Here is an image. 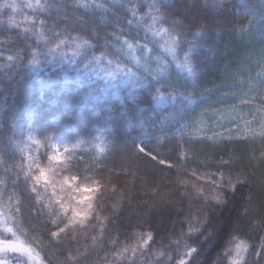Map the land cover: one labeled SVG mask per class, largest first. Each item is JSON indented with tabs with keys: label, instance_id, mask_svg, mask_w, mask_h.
Listing matches in <instances>:
<instances>
[{
	"label": "clouds",
	"instance_id": "1",
	"mask_svg": "<svg viewBox=\"0 0 264 264\" xmlns=\"http://www.w3.org/2000/svg\"><path fill=\"white\" fill-rule=\"evenodd\" d=\"M214 11L208 0H0V212L40 264H50L47 241L29 216H63L52 185L90 182L84 160L115 154L196 101ZM202 223L206 238L218 231L211 216ZM145 255L137 264H152ZM0 264L34 262L10 251Z\"/></svg>",
	"mask_w": 264,
	"mask_h": 264
},
{
	"label": "trees",
	"instance_id": "2",
	"mask_svg": "<svg viewBox=\"0 0 264 264\" xmlns=\"http://www.w3.org/2000/svg\"><path fill=\"white\" fill-rule=\"evenodd\" d=\"M208 2L215 11L206 14L208 26L201 40L199 74L193 82L196 103L185 104L179 114L162 120L155 128L146 129L142 137L122 145L102 162V168L97 169L94 177L97 180L101 176L108 177L109 169L113 170L109 187L116 184L118 189L125 188L123 210L118 218L113 217L122 233L120 239L126 240L123 233L130 226H142L141 230L154 233L144 258L156 264H178L181 259L184 264H209L210 260H215V264H228L229 250L234 249V243H229L233 236L248 241L250 246L258 245L260 237L264 236V158L260 156L264 145L259 139L251 140L242 131L245 120L252 121L250 113L259 117L260 105L264 103L261 99L264 82L257 75L264 68V0ZM202 14L205 13L196 10L191 13L194 16ZM253 82L256 83L254 99L250 104H242V100L250 98L240 99L238 88L246 92ZM213 87L220 90L215 96L201 95L203 89ZM201 113H206L204 133L195 145L200 155L193 159L192 153H188L190 165L184 163L183 156L179 161L172 159L169 164L158 163L159 159L166 158V153L175 157L176 150L187 152L183 143L178 149L173 143L162 144L157 149L160 153L157 160L136 151V146L141 143L151 150L158 134L175 127L181 119L199 121ZM225 114L226 119L219 121ZM252 127L258 134L257 124L253 123ZM213 133L219 136L215 145L204 138ZM121 156L125 159H120ZM206 157H211L209 166L201 164ZM221 159L229 161L224 168L218 166ZM177 163L181 166L175 167ZM122 165H126L124 169ZM241 170L246 174L247 182L237 190L229 189L226 182L219 183L221 176L217 173H223V179L227 181L228 175L235 177ZM214 195H219L222 202L214 200ZM115 199L111 192L106 197L108 204ZM107 214L106 206L102 215ZM208 216L218 229L211 238H206L202 231V221ZM109 238L105 233V245ZM81 243L88 244L90 239L85 237ZM186 246L194 247L195 251H187ZM156 250H162V255L153 257ZM219 251L221 255H215ZM258 251L259 248L243 254L248 264H264V253L258 256L255 254ZM100 255L103 256L102 251Z\"/></svg>",
	"mask_w": 264,
	"mask_h": 264
},
{
	"label": "snow or ice",
	"instance_id": "3",
	"mask_svg": "<svg viewBox=\"0 0 264 264\" xmlns=\"http://www.w3.org/2000/svg\"><path fill=\"white\" fill-rule=\"evenodd\" d=\"M261 82H264V68H262L258 74ZM220 91L217 88L203 89L201 95L215 96ZM256 93V83H250L246 90V95L249 96L248 101L242 100V104H250L254 99ZM228 94V93H224ZM233 95L235 93H232ZM262 101H264V95H261ZM196 103V101H189V104ZM218 112L219 110H213ZM259 117L255 113L252 115V121L245 120L244 128L242 131L251 139L259 141L264 145V103L260 105ZM206 113H201V119L199 121H189L181 119L175 127L169 128L162 134H158L154 143L151 146V150L148 146L141 143L136 146V151L140 154H145L151 157L153 160H157L160 153L157 149L162 145L169 143L174 144V148L178 149V146L183 143L187 146V152L175 151V157L172 153H166V158L159 159L160 165L169 164L172 159L180 160V157H184V163L190 165L191 160H188V153H192L193 159L199 157L200 153L197 151L195 145L198 143V137L204 133V117ZM211 123V121H209ZM256 123L259 128L257 134L256 129L252 127V124ZM200 125L197 127V125ZM208 141H211L213 145L219 139L218 134L213 133L212 136H204ZM104 149H100V156H93L84 160L81 164L82 170L91 174L93 177L97 175V169L102 168V162L107 158L104 155ZM156 151L157 155L154 156L153 152ZM261 158H264V147L260 152ZM59 159V157H54ZM211 157H206L201 161V164L206 166ZM216 163V162H214ZM229 161L221 159L218 162V166L228 165ZM126 165H122V169ZM181 164L177 163L175 167H180ZM171 170V167L168 168ZM113 170L109 169V176L101 179H93L90 182L81 184L76 187L71 180L65 178L62 184L52 185L53 196L55 201L59 203L63 216L52 217L51 214L45 215L41 209H36L34 215L29 216L31 227L35 233H37L43 240H46V244H42L47 249L50 264H137L140 256L151 247L154 240V233L151 231H143L141 228L129 229L123 233L126 236L125 241H121V231L114 222V218H118L122 212V204L125 198V188L118 189L116 184H111V173ZM192 172H196L195 169ZM41 174L45 176V179L50 181L45 169H41ZM210 175V173H206ZM221 176L220 184L227 183L229 189L235 191L238 187L247 182V176L241 170L235 177L228 175L227 181L223 179V173H217ZM243 177V179H241ZM183 180V178H180ZM214 182H216L214 180ZM60 191L57 194L56 189ZM70 189V190H68ZM116 197L115 201L108 204L106 197L109 193ZM21 196L23 194L21 193ZM218 203L222 202V198L219 195L212 197ZM108 208V214L102 215L105 207ZM31 212V209L29 210ZM111 225V228H109ZM95 232L96 235H91ZM0 259L5 258L7 253L14 251L21 256H26L34 264H40L39 253L33 243L29 242L26 235H21L10 224L7 223V218L0 212ZM11 233V238H5V236ZM105 233L110 237L107 240V244L103 243ZM88 237L90 243L82 244L81 241ZM134 241V242H133ZM234 243V249L229 250L228 264H248V260L243 257L244 253L253 252L259 248L256 255L260 256L264 253V236L260 237L259 244L249 245L246 240H238L233 236L231 241ZM187 251L194 252L195 248L186 246ZM222 249L221 251H226ZM103 252V256L100 252ZM234 252V255H232ZM93 255L96 259L93 260ZM162 255V250H156L152 253L153 257H159ZM152 264H156L152 261ZM178 264H184L181 259Z\"/></svg>",
	"mask_w": 264,
	"mask_h": 264
},
{
	"label": "rangeland",
	"instance_id": "4",
	"mask_svg": "<svg viewBox=\"0 0 264 264\" xmlns=\"http://www.w3.org/2000/svg\"><path fill=\"white\" fill-rule=\"evenodd\" d=\"M238 97L240 98V99H242L243 97H246L247 95H246V92L245 91H243V89L240 91V89L238 88ZM236 94V95H237ZM242 97V98H241ZM226 115L227 114H225V116H223L222 118H219V121H223L224 119H226ZM120 159H125V156H121V158ZM165 222V221H164Z\"/></svg>",
	"mask_w": 264,
	"mask_h": 264
}]
</instances>
